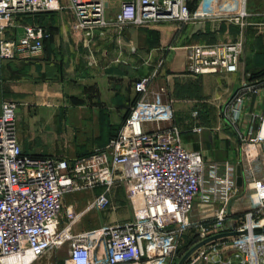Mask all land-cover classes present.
<instances>
[{
	"label": "built area",
	"instance_id": "1",
	"mask_svg": "<svg viewBox=\"0 0 264 264\" xmlns=\"http://www.w3.org/2000/svg\"><path fill=\"white\" fill-rule=\"evenodd\" d=\"M65 8L75 15L73 30L92 35L110 25L145 26L175 21L217 18L241 27L263 25L251 21L246 0L237 12L228 11L227 0H0V57L38 58L50 31L43 25L25 23L21 33L8 38L16 16L56 12ZM243 51V39L194 43L187 47L191 73L234 72ZM154 76L135 82L139 97L119 130L109 141L75 158L31 155L22 151L16 127L17 103L4 100L0 111V264H32L52 248L67 242L68 255L55 264H170L183 232L193 224L201 227L200 241L229 230L246 233L220 238L195 251L184 264H264V177L255 175L264 151V110L253 112L242 132L247 179L254 204L236 219L227 211L236 194V169L231 161L207 164L199 151L185 148L174 123L173 99L163 87L153 89ZM264 94V81L245 86ZM245 92L236 97L232 122L241 116ZM200 130V128H198ZM212 174L205 185L204 171ZM115 184L125 187L132 203V217L96 228L71 231L80 217L67 207V223L61 226V210L68 192L102 187L91 206L114 207L109 196ZM222 199L214 217L190 221L196 197ZM177 264V263H176Z\"/></svg>",
	"mask_w": 264,
	"mask_h": 264
},
{
	"label": "crops",
	"instance_id": "2",
	"mask_svg": "<svg viewBox=\"0 0 264 264\" xmlns=\"http://www.w3.org/2000/svg\"><path fill=\"white\" fill-rule=\"evenodd\" d=\"M239 4L240 0H227L231 12H237ZM246 9L252 14L251 21H264V12L249 7L248 0ZM74 20V13L68 8L19 14L16 25L6 32L8 38L15 37L23 24L33 23L43 25L51 33L41 57H0V111L4 100L17 103L16 127L22 151L75 158L105 145L139 97L135 82L154 76L151 87H163L165 98L173 99L174 123L181 131L185 148L199 151L207 164L217 165L218 173L225 161L235 165L237 192L226 205L229 216L236 219L250 208L255 196L247 181L250 173L241 137L251 114L264 110V94L245 88L264 81V24L241 27L227 20L205 18L183 26L175 21L145 26L110 25L86 35L73 30ZM239 36L243 51L236 71L194 74L188 70L189 45L230 41ZM243 92L241 116L232 122L235 99ZM251 164L260 166L255 175L264 177V151ZM238 165L242 167V185L237 184ZM211 174V167H207L203 174L205 185ZM249 189L251 193L243 195ZM102 190L97 187L65 195L64 207L80 212L71 231L127 220L117 219L113 211L106 212L111 207L99 210L91 206ZM112 194L109 196L113 201ZM197 201L202 207H209L211 218L224 203L220 198L205 201L200 196L194 205ZM60 221L62 227L67 223L65 212ZM67 249L65 241L47 251L38 263L62 262Z\"/></svg>",
	"mask_w": 264,
	"mask_h": 264
},
{
	"label": "rangeland",
	"instance_id": "3",
	"mask_svg": "<svg viewBox=\"0 0 264 264\" xmlns=\"http://www.w3.org/2000/svg\"><path fill=\"white\" fill-rule=\"evenodd\" d=\"M249 7H251L254 10H257L259 13L264 12V0H248ZM230 11V10H228ZM216 43V42H214ZM116 188L117 191H113ZM122 188L124 191L120 192L119 189ZM113 191V192H112ZM79 192H76L74 194H78ZM112 194V204L114 207H111L112 209H107L108 211H113V215L117 217V219H130L132 217V212L134 211V207L132 206V203L128 201L126 197L125 187L123 185L115 184L111 187L109 191ZM249 193H251V190H246L243 192V195L247 196ZM65 199V198H64ZM200 201H197L194 205V208L190 212L189 219L190 221H196L197 219H203V218H209L211 211L209 207L204 206L202 207L200 205ZM115 208V209H114ZM66 210V207H63L61 210V215L64 214ZM201 227L199 224H193L189 228H187L183 234L181 235L178 247L176 249V252L174 253V259L172 263L170 264H176L181 256L193 245L197 242V240L200 237V230ZM41 261L40 259H37L34 264H39ZM39 262V263H38ZM43 264V263H42ZM55 264V263H54Z\"/></svg>",
	"mask_w": 264,
	"mask_h": 264
},
{
	"label": "water",
	"instance_id": "4",
	"mask_svg": "<svg viewBox=\"0 0 264 264\" xmlns=\"http://www.w3.org/2000/svg\"><path fill=\"white\" fill-rule=\"evenodd\" d=\"M237 184L242 185L243 184V172H242V167L241 165H238L237 167ZM255 232H264V228H257L254 230ZM246 233L245 230H229V231H222L213 235H210L195 244H193L179 259L177 264H184L187 259L195 252L197 251L200 247L204 246L205 244L212 242L214 240L228 237V236H235V235H241Z\"/></svg>",
	"mask_w": 264,
	"mask_h": 264
}]
</instances>
